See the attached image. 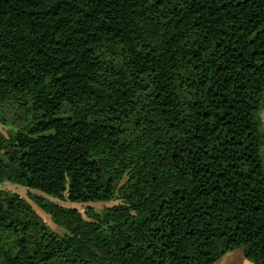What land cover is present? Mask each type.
Masks as SVG:
<instances>
[{"label": "trees", "instance_id": "1", "mask_svg": "<svg viewBox=\"0 0 264 264\" xmlns=\"http://www.w3.org/2000/svg\"><path fill=\"white\" fill-rule=\"evenodd\" d=\"M264 0H0V264H264Z\"/></svg>", "mask_w": 264, "mask_h": 264}, {"label": "rangeland", "instance_id": "2", "mask_svg": "<svg viewBox=\"0 0 264 264\" xmlns=\"http://www.w3.org/2000/svg\"><path fill=\"white\" fill-rule=\"evenodd\" d=\"M259 116L262 121V127L264 129V99H263V105L259 111ZM0 132H2L5 135H8V128L6 126H3L0 124ZM0 189L2 190H8L11 192H15L20 194L23 198H25L32 206L33 208L37 211V213L43 218V220L46 222V224L56 233L59 235L65 234V231L60 228L58 225H56L50 218V216L42 209V206H40L37 201L33 197L40 198L44 202L46 201H52L55 203H59L63 206L67 207H76L81 213L84 214L85 216V211L87 206H92L95 208L97 211H101L102 209L118 204L120 202L119 199L110 201V202H96V203H88V204H80V203H70L67 200H59L57 198H53L50 196H47L45 194H42L36 190L32 189H27L21 186H16L8 182L0 183ZM86 217V216H85ZM234 254V258L231 259L230 255L227 254ZM227 254H225L224 257H222L220 260H218L214 264H253L250 260H248L243 251L241 249H235L232 251H228ZM229 256V257H228ZM232 256V255H231ZM243 260V261H242Z\"/></svg>", "mask_w": 264, "mask_h": 264}, {"label": "crops", "instance_id": "3", "mask_svg": "<svg viewBox=\"0 0 264 264\" xmlns=\"http://www.w3.org/2000/svg\"><path fill=\"white\" fill-rule=\"evenodd\" d=\"M227 253H228V252H227ZM227 253H226V254H227ZM227 255H230V254L228 253ZM231 255H232V256H231ZM231 255H230V258L233 259V258H234V254H231ZM224 256H225V255H224ZM224 256H223V257H224ZM228 257H229V256H228ZM242 261H243V260H242Z\"/></svg>", "mask_w": 264, "mask_h": 264}]
</instances>
